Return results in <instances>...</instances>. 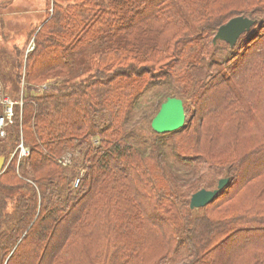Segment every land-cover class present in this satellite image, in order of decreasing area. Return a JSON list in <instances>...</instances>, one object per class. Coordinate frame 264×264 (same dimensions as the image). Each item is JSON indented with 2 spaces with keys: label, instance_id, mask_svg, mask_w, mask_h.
Returning <instances> with one entry per match:
<instances>
[{
  "label": "trees",
  "instance_id": "trees-1",
  "mask_svg": "<svg viewBox=\"0 0 264 264\" xmlns=\"http://www.w3.org/2000/svg\"><path fill=\"white\" fill-rule=\"evenodd\" d=\"M234 3L252 14H231L241 9ZM54 4L52 15L32 31L35 46L26 55L27 76L47 78L76 68L80 74L95 68L96 75L58 93L39 94L31 91L35 86H22L25 105L21 113L15 108L7 136L12 133L17 142L22 137L31 153L18 167L12 158L0 173V264H164L173 263L180 251L186 256L176 264L222 259L220 264H264V167L257 171L264 165V0ZM186 14L204 27L200 33H192L199 27L195 23L192 28ZM240 15L254 19L255 26L234 46L214 44L218 28ZM154 58L158 63L153 64ZM164 81L180 84L198 106H206L191 110L188 127L176 134L181 139L176 157L187 162L203 157L218 170L213 183L188 189L185 200L184 190L167 185L159 160L174 134L157 135L163 138L154 156L132 140L129 126L143 94ZM171 96L187 105L181 94L166 97ZM251 112L262 116L251 118ZM247 115L258 136L247 132L238 142L235 132L245 129L242 119ZM7 139H0V156H6ZM77 147L92 173L75 188L59 159ZM190 150L197 155L187 154ZM225 177L228 184L213 203L191 210L193 193L216 189ZM255 183L259 187L250 186ZM251 187L252 202L242 203L244 190ZM199 212H207L200 227L197 217L192 218ZM141 234L160 236L166 254L163 247L142 249ZM93 235L94 244L79 254V244ZM226 244L229 258L228 250L217 254Z\"/></svg>",
  "mask_w": 264,
  "mask_h": 264
},
{
  "label": "rangeland",
  "instance_id": "rangeland-1",
  "mask_svg": "<svg viewBox=\"0 0 264 264\" xmlns=\"http://www.w3.org/2000/svg\"><path fill=\"white\" fill-rule=\"evenodd\" d=\"M99 3H101V0H98ZM54 0H0V79L2 83L5 86L6 92L10 94L11 98L13 100H17L21 96L22 92V86H25V84H29L34 88V90L39 94H44V92H52V93H58L59 91L63 90L64 88L71 87L76 85L77 83L82 82L83 80H90L93 78L96 74V69L91 68L90 70L86 71L83 74H80V70L76 68L75 72L68 69L69 71H66L64 74L60 72H51L48 74L47 78L45 77H38L35 78V76H27V68H26V55L29 54L30 51L34 49L35 46V36L32 31L36 30L37 27L42 25L46 22V18H48L52 13L54 12ZM202 8L205 7L204 3L200 4ZM236 8L241 9H233L231 14H236L239 12L244 11L248 15H251L252 13L249 12L247 7L242 8V4L240 3H234ZM251 10H253L254 7H249ZM231 10V9H229ZM229 10H226V15H230ZM250 10V11H251ZM183 11L185 12V9L183 8ZM184 20L191 26L192 28L197 24L199 27L197 31L192 33L194 35L200 33L204 27L200 23H196V19L194 16L190 14H186L184 16ZM196 23V24H195ZM183 32H181V36H183ZM182 38V37H181ZM179 38V39H181ZM197 38H195L196 40ZM179 44V43H178ZM50 55L49 52L45 53V56L48 57ZM76 62H78V58H74ZM155 62L153 64L158 63L157 58L153 59ZM177 68V67H176ZM38 70V69H37ZM201 74V72H199ZM163 81V79H162ZM165 83L160 84L159 86L151 89L150 91H147L143 94L142 98L136 105V109L132 115L131 122H130V128H132V140L136 142L140 147L143 149H146L148 152H154V156L159 153V145L161 143V140L163 137L157 136L160 135L159 133H156L151 126L152 120L157 114V112L160 109V101L169 95H182L186 99L187 105L184 107L186 108L187 113V122L186 126L177 131L170 134L178 135V133L184 132L186 128L188 127V123L191 120V116L189 115L191 110L196 108L197 102L195 103V99L191 98L190 94H187L186 92L182 91V87L180 84L171 83L168 84L166 81ZM28 95L31 94L30 91H25ZM25 105V100H23L22 105H17L16 108H19L20 113L22 112L23 106ZM204 104H200L198 107L202 108V110H206V106H203ZM215 108L211 110V113L214 111ZM209 112V111H208ZM254 114L253 112H251ZM262 116V113L257 112L254 114L251 118H259ZM250 120V117L247 115L243 117L242 122L244 123L245 129L236 131L235 134L237 135L236 140H242L241 137L246 134L248 136L249 134H252L253 136H258V133L256 130H253V122L248 123ZM198 125V124H197ZM237 126L234 124L233 130L235 131ZM203 130L205 131V126L203 125ZM10 132V131H9ZM165 134V133H163ZM168 136L167 143H165L164 148V154L163 156H160L159 160L160 162L165 166L166 173H167V185L173 184L175 191L184 190L182 192V199H188L190 192L186 191L188 189H196V187L203 186L207 183H213L212 179L216 177V173L218 170L215 171L212 170L210 166L205 162L203 157H197V160H192L191 162L184 161L183 157L181 159H178L175 155V145L178 143L179 138L176 136ZM10 138H13L12 133H10ZM8 136V145L5 147L6 153V163L2 171L6 169L10 164V161L12 158H16L17 167L20 163L18 157L12 156L14 151L16 152V147L23 142L22 137L20 138L19 142L17 140H14V145H10V143L13 144L12 140L9 139ZM247 138V137H246ZM6 140V141H7ZM181 140V139H180ZM179 140V141H180ZM257 141V139H256ZM17 142V144H16ZM95 145H98L99 142L97 139L94 141ZM24 143V142H23ZM181 143V141H180ZM191 143V142H189ZM7 144V143H6ZM25 144V143H24ZM184 144V143H182ZM205 144V141L203 142ZM26 145V144H25ZM240 145V143H238ZM29 147L28 145H26ZM179 146V145H178ZM142 149V150H143ZM154 150V151H153ZM144 151V150H143ZM187 154L197 155L194 151H189ZM64 158H66V165H64L61 161ZM63 156L59 159V162L62 164L63 167L66 168L67 172L71 174L73 186L77 188L79 185H81L83 179L86 177L88 170L87 165L85 164V160L83 157V151L79 149L78 147L73 150H66L63 154ZM64 160V159H63ZM69 160V162H68ZM13 162V161H12ZM151 163H155V159L150 160ZM264 165H258L257 171L262 169ZM250 171H254L253 168ZM2 173V172H0ZM17 176H21L19 170L17 171ZM92 173V171L88 172ZM164 186V183H163ZM252 187H259V185H256V183ZM214 187V185H213ZM248 188L244 190L243 196H242V203L250 204L252 201V191L253 188ZM167 188V187H165ZM192 189V190H193ZM27 190V189H26ZM23 191V190H22ZM25 192V191H24ZM165 192H169L167 189ZM194 194V193H193ZM240 196V197H241ZM192 197V196H190ZM191 200V198H190ZM239 201V197L235 200ZM236 208L242 207L241 205H236ZM194 211L199 210L197 209H191ZM208 213H211L208 211ZM207 212H199L198 214L195 213V215H192V218L197 217L198 224L200 227V224L205 219V215ZM234 214V213H232ZM231 214V215H232ZM219 218H223L221 216H218ZM203 219V220H200ZM101 222V220H99ZM198 226V225H197ZM98 228L96 229V231ZM101 228H99V231ZM142 235V234H141ZM143 236V235H142ZM94 235L91 240H84V244H79V247L77 248V252L79 254H82L85 247H90L94 244ZM150 239V240H149ZM147 239L145 236H143L142 243L140 247L142 249H146L151 251L153 249L159 250L162 248L161 253L166 254V250L164 249V241L160 238L159 239L155 237H151ZM149 240V241H148ZM16 248V247H15ZM15 248L12 250L14 251ZM230 249L229 246L226 244L223 246V248L217 253L220 255L223 253V251ZM13 251L10 253L12 255ZM229 253V250H228ZM149 254V253H148ZM9 255V256H10ZM148 256V255H147ZM186 256V253L184 251H180L179 253L175 254L176 259L172 262H164V264H176L178 263V259H181L182 257ZM230 256V253L228 254V258ZM2 258V254H1ZM82 258V257H81ZM168 259V258H167ZM225 259L220 260L219 262L216 261V264H220V262H224ZM85 261V260H84ZM3 264H6V261L3 262Z\"/></svg>",
  "mask_w": 264,
  "mask_h": 264
},
{
  "label": "water",
  "instance_id": "water-1",
  "mask_svg": "<svg viewBox=\"0 0 264 264\" xmlns=\"http://www.w3.org/2000/svg\"><path fill=\"white\" fill-rule=\"evenodd\" d=\"M256 21L252 18L240 15L231 18L221 25L215 36L213 43L217 44L220 41L229 43L234 46L239 38L246 32L250 31L255 26ZM185 103L182 98L171 96L166 97V100L161 104V107L152 120V129L159 134L177 132L186 126L187 113L184 107ZM6 157L0 156V172L4 168ZM229 179H220L216 189H200L195 192L190 200V208L197 209L205 207L219 196L220 192L226 187Z\"/></svg>",
  "mask_w": 264,
  "mask_h": 264
},
{
  "label": "built area",
  "instance_id": "built-area-1",
  "mask_svg": "<svg viewBox=\"0 0 264 264\" xmlns=\"http://www.w3.org/2000/svg\"><path fill=\"white\" fill-rule=\"evenodd\" d=\"M23 100V89L20 98L17 100H13V98H11V96L6 92L5 86L0 80V139H5L8 135V130L14 122L15 108L17 105H22ZM30 153V147H27L23 142H21L16 147V152L14 151L12 156L16 155V157H18L20 161L23 158H27ZM63 159L61 162L66 165L65 162L67 159L64 158V156Z\"/></svg>",
  "mask_w": 264,
  "mask_h": 264
},
{
  "label": "crops",
  "instance_id": "crops-1",
  "mask_svg": "<svg viewBox=\"0 0 264 264\" xmlns=\"http://www.w3.org/2000/svg\"><path fill=\"white\" fill-rule=\"evenodd\" d=\"M1 80V79H0Z\"/></svg>",
  "mask_w": 264,
  "mask_h": 264
}]
</instances>
